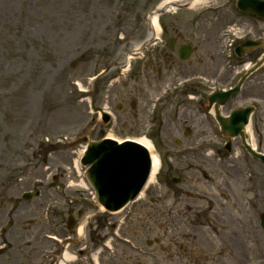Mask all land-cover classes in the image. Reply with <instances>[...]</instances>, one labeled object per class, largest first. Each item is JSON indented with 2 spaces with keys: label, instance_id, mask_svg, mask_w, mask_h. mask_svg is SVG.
<instances>
[{
  "label": "rangeland",
  "instance_id": "obj_1",
  "mask_svg": "<svg viewBox=\"0 0 264 264\" xmlns=\"http://www.w3.org/2000/svg\"><path fill=\"white\" fill-rule=\"evenodd\" d=\"M163 1L0 0V230L9 221L13 202L24 192L41 184L49 187L55 175L64 177L60 180L62 186L59 188L40 187L41 196L36 199L34 206L20 208L12 216L13 225L4 235L0 231V246L4 243L3 236L13 246L0 257V264H34L38 260L39 251L48 243L41 239V235L50 232L45 217L46 209L40 207L41 204L53 203L59 221L63 218L67 221L71 210L75 215L83 210L84 218L80 223L87 230L85 246L88 241H92V236L97 238V219L94 218L97 212L90 202L91 193L69 186L72 181L80 183L74 164L80 147L71 149L69 145L87 135L90 129L88 101L82 100L74 83L80 82L86 86L90 77L113 65L114 68L100 79L96 101L99 107H109L116 120L109 127L98 124L88 137L99 140L103 136L102 131L105 134L113 133L119 140L146 137L156 147V153L164 157L165 165L158 177L166 176L170 165L181 167L178 173L176 171L170 177H183L190 182L192 189L197 188L210 196L216 195V190L214 185L205 183L202 172L206 171L213 180L226 176L230 183V194L240 201L236 204L239 210L236 216L241 215L249 228L241 225L245 230L243 239L250 251L245 255L248 260L241 262L242 240L234 245L230 241L232 234L226 233L224 238L216 239L222 244L216 242L217 250L219 246H225V263L221 259L219 264H264V231L258 228L247 200L253 196V187L246 185L251 176L253 181H258L261 190L260 209L263 213L264 163L255 159L249 161L238 139L232 142L234 155L227 164L219 165L210 152L200 155L198 159L191 155L181 157L182 154L175 152L201 143L218 144L225 148L226 140H217L202 117V122H198L202 125L197 127V121L193 122L195 116L191 118L189 111L175 120L177 99L174 98L168 101L167 109L158 119L154 117L152 120L150 116L152 102L161 93L164 94V87H173L188 77L202 76L204 79L200 80L210 87L199 88L198 94L203 92V95H208L216 86H233L244 65H229L227 56L230 44L238 41L237 35L243 39H264V21L241 17L234 9V0L216 15L209 10L210 6L223 5L228 0H207L209 3L196 9L178 11L175 15L166 14L160 20L165 40L182 38L176 42L175 49L170 51L163 47L165 44H159L146 53V60L137 58L129 72L125 71L118 64V59L147 39L146 17L153 7ZM198 18H202L198 27L191 26V22ZM181 44L197 47L187 62H182L177 56L176 51ZM165 52L168 57L164 55ZM257 52L252 56L255 59H259L262 54L261 51ZM164 58L174 63H166ZM147 60L148 66L145 64ZM244 60L250 62L248 57ZM161 68L162 72L159 70ZM119 73H123V78L112 83L111 76ZM158 73L162 74L159 76ZM214 81L221 85L214 84ZM133 99L137 102L136 112L130 108ZM119 105L122 106L121 111ZM248 105L257 106L251 129L253 126L258 151L264 154V67L247 81L240 95L227 105L225 111ZM187 123L192 126V133L183 136ZM175 154L182 159L181 166L174 163ZM44 160L48 161L47 165H44ZM246 162H250L252 167L250 175H245ZM213 170L216 173L214 175L211 174ZM159 193L156 180L145 192L146 200L139 201L131 208L134 212H143L150 207L149 200L152 197L157 199ZM52 196H55L54 199ZM180 221L183 222V232L192 231L189 218L184 217ZM135 229L127 224L121 229V235L133 239L131 234ZM202 229L203 233L199 232L202 237H211L210 229ZM58 231L59 235L65 236V226ZM148 231L139 234L140 246L145 245V239H153V236L147 237ZM101 233L108 235L111 230H101ZM76 236H71L72 253L83 245L82 241L76 240ZM104 242L97 248H101ZM111 243L112 250L101 251V264H157L155 259L137 255L119 239ZM258 249L260 255L257 257ZM158 262L172 264L167 252L158 257ZM178 264L190 263L185 260ZM213 264H217V261Z\"/></svg>",
  "mask_w": 264,
  "mask_h": 264
},
{
  "label": "flooded vegetation",
  "instance_id": "obj_2",
  "mask_svg": "<svg viewBox=\"0 0 264 264\" xmlns=\"http://www.w3.org/2000/svg\"><path fill=\"white\" fill-rule=\"evenodd\" d=\"M193 91L196 92V88ZM202 94L203 92L199 93V96L202 97ZM201 101H204V98H201ZM211 182L210 185H214L216 195L211 194L210 196L208 193H201L197 188H193V191L188 182L182 177L162 178L157 201L151 199L150 207L143 212H134L132 209L121 223L124 226L129 224L130 227L136 228L135 232L132 233L136 238H141L139 234H142L144 230L146 232L148 229L150 230L154 240L152 244L156 243L157 245L156 248H153V258H157L156 254L158 252L159 255H162L167 250L170 260L176 263L185 259L194 264H207L214 261L220 263V260L224 259L222 257L224 252L221 251L216 256L213 252L215 249L214 244L210 239L202 237L199 232L193 234L180 231L183 222L179 218L189 216L204 220L212 227L214 225L218 226L215 229L218 237H224L228 233V221H232V213L226 203L228 202L227 193L230 183L225 177L219 180L214 178ZM192 192L196 197L191 195ZM169 197H173L172 203L169 202ZM234 223L235 221H232L233 229L230 241L237 245L240 235ZM155 229L157 232H155ZM164 234L172 235L166 237ZM165 239L169 241L167 247L163 245ZM244 260V258H241L240 261Z\"/></svg>",
  "mask_w": 264,
  "mask_h": 264
},
{
  "label": "water",
  "instance_id": "obj_3",
  "mask_svg": "<svg viewBox=\"0 0 264 264\" xmlns=\"http://www.w3.org/2000/svg\"><path fill=\"white\" fill-rule=\"evenodd\" d=\"M253 3L259 5L251 7ZM253 3L250 2V0H240L238 6L241 10L249 13H255L258 17L264 19V7H262L264 4L263 0H254ZM260 48L264 49V41H259L257 43L246 42L238 48V54L241 56L245 52L253 53ZM190 54L191 51L189 50L185 55H183V59H186ZM263 63L264 56L256 68L260 67ZM238 91L239 87L235 91L215 95L210 98V104L212 105L215 102H218L221 105H224ZM254 110V108L237 110L228 120L217 115V119L223 127L224 134H228L230 137L240 135L245 143V128ZM253 155L256 158L264 160V156L262 155H258L254 152ZM130 157L131 154L128 152L122 155L121 152L113 150L112 147L96 143L94 144V148L92 152H90L86 161L87 163H90L96 160L94 168L91 170V178L98 187L97 189L100 190L99 202L108 210L121 208L127 200L133 198L140 190L142 183L141 177L146 168L147 160L144 156H142L141 171L135 170L131 166L129 170L133 173V175L125 178L124 167L128 165V162H132ZM138 171L139 174L135 177Z\"/></svg>",
  "mask_w": 264,
  "mask_h": 264
},
{
  "label": "bare ground",
  "instance_id": "obj_4",
  "mask_svg": "<svg viewBox=\"0 0 264 264\" xmlns=\"http://www.w3.org/2000/svg\"><path fill=\"white\" fill-rule=\"evenodd\" d=\"M182 0H166L162 3V6L164 5H167L169 3H181ZM205 3H209L207 0H194L192 6L190 9H195L197 8L198 6H200L201 4H205ZM153 24H154V28L156 29L157 33L160 32V25H159V18L158 16H155L153 18ZM152 34L149 33L148 37L150 38ZM139 49L136 48L134 49L132 52H135V51H138ZM133 59V56L132 55H129V56H121L119 59H118V63L119 64H124L125 66L124 67H128L129 64H131V61ZM100 119V118H99ZM99 119L96 121V123L99 121ZM95 123V124H96ZM94 124V125H95ZM93 125V126H94ZM92 126V127H93ZM253 129V130H252ZM252 129L250 130V128H248V134L250 136L249 138V141L248 143L254 148L256 149V143H255V139H254V136H253V131H254V127L252 126ZM109 137L111 136H114L113 133L109 134L108 135ZM137 142L142 144L143 146H145L151 153H152V173H151V177H150V180L148 182V184H152L155 179L157 178V175L159 174L160 170H161V159H160V156L155 152V154H153V151H154V146L152 145V143H150L147 139L145 138H141L140 140L137 139ZM77 163V162H76ZM82 228L79 229V233H82ZM65 259L66 261L68 262H73L75 261V257L72 256L70 253H66L65 254Z\"/></svg>",
  "mask_w": 264,
  "mask_h": 264
}]
</instances>
